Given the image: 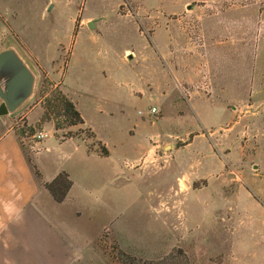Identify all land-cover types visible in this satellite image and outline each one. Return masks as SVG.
<instances>
[{
	"label": "rangeland",
	"instance_id": "obj_1",
	"mask_svg": "<svg viewBox=\"0 0 264 264\" xmlns=\"http://www.w3.org/2000/svg\"><path fill=\"white\" fill-rule=\"evenodd\" d=\"M5 49L34 74L32 105L48 106L62 84L87 125L68 126L52 106L46 121L101 154L107 143L108 162L122 167L112 180L84 177L91 192L74 185L71 207L58 209L60 222L84 240L74 264H264V113L253 124L259 130L249 123L264 112V98L248 96L250 81L253 90L264 87V0H0ZM168 66L178 75L193 70L192 82H177L187 98H204L214 77L225 110L236 112L229 122L228 111L211 114L225 151L219 174H179L204 145L166 156L171 167L160 173L141 160L147 133L208 135L191 110L174 114L171 100L151 125L158 116L148 110L161 99L157 84L147 83L167 76ZM10 117L0 116V135L12 122L28 132L20 111ZM201 168L218 170L209 160Z\"/></svg>",
	"mask_w": 264,
	"mask_h": 264
},
{
	"label": "crops",
	"instance_id": "obj_2",
	"mask_svg": "<svg viewBox=\"0 0 264 264\" xmlns=\"http://www.w3.org/2000/svg\"><path fill=\"white\" fill-rule=\"evenodd\" d=\"M184 4L186 5V3ZM168 33L170 34L169 31ZM167 71L168 77L165 75L158 78L153 77L147 83L148 85L153 84L150 85L153 87L157 84V93L160 94L158 97L161 99L159 106L156 107L158 119L156 122H151V125L163 120L166 111L164 105L168 100H171L174 114L181 117L185 109L191 110L199 126L208 130V135L203 132L196 133L193 138L188 139L186 137L190 132L188 129L180 134L172 133V131L165 132V135L161 131L147 133L144 144H141L143 148L140 154L141 160L144 158V165L149 168L153 167V171L160 173V171L171 167L166 156L177 154L182 149L191 148L195 144L197 147L204 145V151L200 153L197 151L194 155L195 158L189 162L190 171H180L179 174H202V177L204 174H219L221 167H224L225 164V158L221 153L225 151H222L217 141L214 140V135L217 132V129L214 128L221 126L218 123L216 125L211 114L228 111L227 114H232V117L227 121L229 122L235 116V110H225L226 107L220 101L221 97L217 96L215 91L213 75V80L210 81V92L204 98L201 96L202 94H191L187 98L179 89L177 82L193 81L191 75L194 72L191 67L183 68L179 75L178 72L174 73L172 66H168ZM263 78L264 75L260 84L264 82ZM60 86L64 95L79 111L83 119L81 127L86 126L87 122L81 114L77 102L69 97L62 84ZM140 89L142 90V88ZM219 90L222 91L223 88L220 87ZM248 96L250 99H263L264 87L258 86L256 90H253L252 81H250ZM216 98L219 100L218 102H216ZM201 101L206 106H201L197 111L195 108ZM31 103L26 107L24 104L21 105L19 110L22 118L26 120L28 132L23 135L21 126H18L16 130V123L12 122L9 124V128L0 135V264H74L76 258L85 255L84 240L76 232H72L74 230L68 224L60 222L59 216H57L58 209H66L67 206H70L68 203L74 201L72 197L74 185H78L81 189L90 187L88 185L84 187V177H90L92 174H113L112 180L118 174H123L122 167L115 162H108L111 151L109 145L103 140L101 141L107 147L106 154H101L96 146H89L87 140L82 136H64L61 133L62 129L56 128L52 122L42 121L45 108L41 100L33 105ZM202 107L204 109H201ZM262 113L264 112H259L249 120L253 129L259 130L253 124L255 125L257 118ZM14 119L16 121V117ZM238 121L233 122L236 124ZM133 128H136V125ZM34 130L35 132L46 131L48 134L46 139L39 142L31 140ZM179 141H182V144L176 147L175 143ZM239 153L236 151V154L239 155ZM240 154L243 157L244 152ZM205 160H209L210 166L218 168L216 173L209 169L202 172L201 166ZM256 166L255 174H259L260 165ZM200 169L202 173H200ZM60 172L69 175L72 185L63 202H56L46 189L45 184L53 180ZM185 186H187L186 183ZM84 190L91 192L88 188Z\"/></svg>",
	"mask_w": 264,
	"mask_h": 264
},
{
	"label": "water",
	"instance_id": "obj_3",
	"mask_svg": "<svg viewBox=\"0 0 264 264\" xmlns=\"http://www.w3.org/2000/svg\"><path fill=\"white\" fill-rule=\"evenodd\" d=\"M34 80V74L15 50L0 51V116H13L21 105L26 107L33 101L30 97Z\"/></svg>",
	"mask_w": 264,
	"mask_h": 264
},
{
	"label": "trees",
	"instance_id": "obj_4",
	"mask_svg": "<svg viewBox=\"0 0 264 264\" xmlns=\"http://www.w3.org/2000/svg\"><path fill=\"white\" fill-rule=\"evenodd\" d=\"M48 101H50V100H48ZM51 102L53 104L50 103L48 106H44L45 112L42 116V121H46V119H47L46 116L48 114L47 108L52 106V108L54 107L56 109L55 111H56L58 116H64L65 117V121H66L65 124H67L68 126H74V125H77V124H80L83 122V119H82L80 113L78 112V110L76 109L75 105L63 93H59L55 97V99H53V101L51 100ZM57 128H59V127L57 126ZM26 132H27L26 129L23 127L22 128L23 135ZM45 187L49 191V193L51 194V196L53 197V199L56 202H61L65 198L67 192L69 191V189L71 187V181L65 172H60L59 174H57V176L53 180L46 183ZM117 255H121V253L117 252ZM119 257L120 256H117V258H119ZM126 257H128V256H126ZM128 258H130V257H128ZM131 260H133V259H131Z\"/></svg>",
	"mask_w": 264,
	"mask_h": 264
},
{
	"label": "built area",
	"instance_id": "obj_5",
	"mask_svg": "<svg viewBox=\"0 0 264 264\" xmlns=\"http://www.w3.org/2000/svg\"><path fill=\"white\" fill-rule=\"evenodd\" d=\"M156 112H157V109H156V107L153 106L148 110V115L154 116L156 114ZM139 113H141V112H139ZM46 137H47V132L41 130V131H37L34 134H32L31 140H33L34 142H39V141H42Z\"/></svg>",
	"mask_w": 264,
	"mask_h": 264
}]
</instances>
